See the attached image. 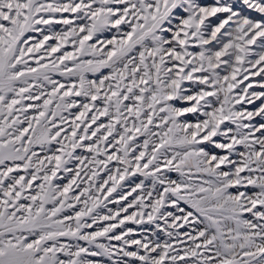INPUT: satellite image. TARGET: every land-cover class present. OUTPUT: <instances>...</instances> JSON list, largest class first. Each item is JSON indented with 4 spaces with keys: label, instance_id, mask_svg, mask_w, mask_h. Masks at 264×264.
Returning <instances> with one entry per match:
<instances>
[{
    "label": "snow or ice",
    "instance_id": "snow-or-ice-1",
    "mask_svg": "<svg viewBox=\"0 0 264 264\" xmlns=\"http://www.w3.org/2000/svg\"><path fill=\"white\" fill-rule=\"evenodd\" d=\"M101 258L264 264V0H0V264Z\"/></svg>",
    "mask_w": 264,
    "mask_h": 264
},
{
    "label": "rangeland",
    "instance_id": "rangeland-1",
    "mask_svg": "<svg viewBox=\"0 0 264 264\" xmlns=\"http://www.w3.org/2000/svg\"><path fill=\"white\" fill-rule=\"evenodd\" d=\"M56 76H57L59 79H61L58 75H56ZM89 78H94V77H92V76L90 75ZM102 119H103V118H102ZM78 151H79V150H78ZM171 175H172L173 178H176L178 174H176V173H172ZM64 182H66V181H64ZM130 226H134V225H130ZM101 259H103L104 261H109L107 258H101Z\"/></svg>",
    "mask_w": 264,
    "mask_h": 264
},
{
    "label": "bare ground",
    "instance_id": "bare-ground-1",
    "mask_svg": "<svg viewBox=\"0 0 264 264\" xmlns=\"http://www.w3.org/2000/svg\"><path fill=\"white\" fill-rule=\"evenodd\" d=\"M54 79H58L59 80V78L57 77V76H54ZM42 102V101H41ZM257 103H259V102H257ZM109 207L110 208H114L115 207V205H109ZM106 211V210H105ZM162 235V234H161ZM163 238V237H162ZM104 264H110V261H104ZM134 264H138V262H134Z\"/></svg>",
    "mask_w": 264,
    "mask_h": 264
}]
</instances>
